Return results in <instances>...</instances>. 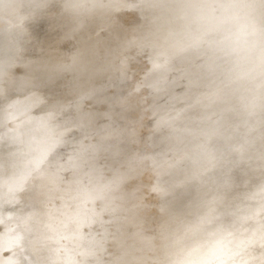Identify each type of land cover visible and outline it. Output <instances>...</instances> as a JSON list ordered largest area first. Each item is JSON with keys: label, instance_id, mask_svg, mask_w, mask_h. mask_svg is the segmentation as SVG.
I'll return each mask as SVG.
<instances>
[{"label": "rangeland", "instance_id": "1", "mask_svg": "<svg viewBox=\"0 0 264 264\" xmlns=\"http://www.w3.org/2000/svg\"><path fill=\"white\" fill-rule=\"evenodd\" d=\"M17 1L18 4L22 3L23 5L20 10L22 8L24 12L27 11V14H32L33 16H31L36 20L41 19L48 12L52 15L35 29H30L27 22L21 19L10 23L0 19V80L11 72L12 76L17 78L29 73L34 79L39 78L41 81L39 85H31L30 96H26L25 93L20 96L8 95L4 98V100H8V103H0L4 106L7 105V110L0 112V173L3 175L9 169L8 166H3L4 160L7 158L9 149H13L11 146L13 141L17 142L18 139L24 138L25 130L34 131L35 136L27 137L33 142H31L32 144L28 143L30 148L27 152L26 150H23L24 153L21 151L22 155L25 154L24 157L21 155L22 161L30 150L38 153L40 148L49 149L51 155L45 157L46 159L40 157L35 161L27 162L28 164L25 162L26 158L24 163L30 168H34L33 171L29 168L32 176L27 183L25 182L26 188H23V191L17 195L13 188L7 190L3 187L6 190L0 189V203L17 205L21 208L14 220L17 227L26 223L28 218L34 214L31 209L36 208L38 210L36 213L39 212V214L52 213L55 206L60 203L58 198L61 192L66 193L69 198L68 202L62 204L61 213H77L81 218L86 215L88 217L89 213L96 214L94 218L89 216L90 219L87 220L86 226L72 224L68 228L69 237H65L64 233L56 235L54 239L49 240L51 243L45 242L43 248L37 246L35 250L23 253L22 258L30 257V262L25 264H47L50 261L52 262L48 264H97V252L92 255L91 260L88 259L85 255L86 251L80 248L81 241H78V237L83 233H98L105 221H107V228L100 233L109 235L110 238L108 237L107 241L109 244L105 245L106 254L104 257L113 256L118 259L116 264H130L122 259L124 255L126 256L125 253L134 249L135 246L137 248L135 264H260L261 259L264 260V98L261 101L263 104L260 103L262 107L260 105L258 108L256 104L264 96H260L258 100L255 97L259 96L257 92L260 91L258 90H261L260 95L264 93V86H261L264 85V60H262L264 46L261 47L264 45L262 40L264 38L261 39L258 46L255 44V54L261 53L263 56L261 54L253 56L254 65L251 60L249 68L244 73L233 77L235 78L234 82L230 78L232 85L227 78L228 82L222 77L221 80L224 79V83H222L219 78L215 77L220 80H213V87L215 85L219 90L217 92L216 88L210 87L205 83V80L202 82L197 78L198 83L195 81L197 84L194 83L196 77H192L191 81L188 80L187 77L190 78V76H186L187 74L184 73V65L179 64L182 69L177 68L178 65L174 68L169 67L165 65V62L161 64L156 60L157 53L153 55L147 53L148 46L151 45L148 44L150 38L147 37V31L159 14L154 12L149 15V11L145 13L144 9L145 6H150L151 2L153 5L158 0H31L42 3L31 12H28V0ZM223 3H217L210 8H214L215 15H217L212 17L210 23L214 27L225 23L236 12V6L229 7L228 4ZM73 16H78L75 24H72ZM102 16L106 17L105 24L97 26L96 19L100 20ZM89 18L94 20L91 23H86ZM250 20L246 16L243 17V26ZM142 25H145V29ZM124 29L126 33L124 32L123 35ZM122 41H126V46L132 44L133 47L128 46L129 48L124 49L125 46L122 47V45L125 44ZM144 42L145 44H143ZM257 47L262 49L260 48L258 51ZM260 56H262L261 60H256ZM36 59L41 61L36 63L37 65L35 62H33L35 65H31L32 60ZM26 63L27 65L29 63L28 66L31 65V67L26 66ZM185 68H187L186 65ZM256 68V72L252 71ZM238 79L241 81L237 82ZM187 80L188 82H185ZM192 81L196 85L201 82L206 89L200 88L201 84L198 86L200 89L194 88L190 84ZM215 81L216 84L221 82L224 87L220 83L217 87ZM187 83L194 88L190 86L193 96ZM220 85L221 87H219ZM170 87L176 89L168 91ZM253 87L255 89L259 87V89L254 91ZM181 88L182 90L179 92L178 90ZM210 88L214 89L213 92H210L212 91L209 90ZM223 88L225 92L223 97H220ZM195 89L206 90L208 93L210 92V95L206 91H198L201 94L197 93ZM226 89L228 91L233 89L230 91V95H227L229 93ZM238 89L240 93L237 91ZM247 90L252 94V97L249 92H245ZM177 91L180 93V95L178 93L179 96L177 95L179 98L182 95L181 99H183L185 95L189 98L185 97L187 101H193L192 104L188 102L190 105L198 101L203 102L202 107L206 104L207 108L203 109L206 112L201 111V106H197L200 105L199 102L195 105L200 109V112L207 113V115H202L203 118L200 116L202 113L199 112L198 115L199 109L194 108L195 105L186 104L185 98L183 102L186 103L182 104V100H178V97L174 96ZM241 91L244 93V97ZM165 92L174 94V98L176 97L179 102L175 100V103L174 98L170 99L169 94L166 95ZM184 92L185 94H182ZM194 92L197 95L205 93L203 97L200 96L203 100L197 99L198 96ZM211 93L215 98L211 96ZM214 93H220V95L217 94L219 97L217 98ZM236 93L238 95H235ZM254 93L256 94L253 95ZM232 94L233 99L239 95L242 97H239L240 100L237 98V102V99L233 100L228 97ZM33 96L45 98V101L41 100L42 103H39V106H35L38 105L37 100L32 104L33 109L45 110L43 114L36 113L38 115L34 116L30 115V112L24 111V113L23 108L21 110L17 108L21 105L16 100L24 101ZM205 96L206 99L207 96H211L212 102L210 98L206 102L211 104L208 105L213 109V113L211 109H208ZM253 96L258 102L254 101ZM166 97L170 101L166 100ZM246 97L250 99L246 100ZM219 98H224L227 101L219 100ZM228 98L232 100L229 101ZM241 98L246 101L243 99L245 101L243 102ZM219 101L226 102L220 103L226 106L223 105L221 111ZM239 101H242V104ZM247 101L249 106L246 104ZM46 102H48L47 107ZM119 102L122 103L121 106H117ZM165 102L169 107L164 110L169 112V115L163 110L166 108ZM230 102H233L235 106L236 103L238 106L241 104L240 111L237 108L232 109ZM251 102L256 103L255 106ZM27 103L29 102L25 101L24 104L27 105ZM115 103L117 104L114 105ZM180 103L182 106L185 104L183 108L187 105L186 110H183L182 107L176 108L175 104L180 106ZM212 103L220 107L215 105L216 110H214ZM42 105H44V109H42ZM227 105L231 110L226 109ZM27 106L31 108V105ZM253 106L257 108L254 109ZM114 107H117L116 112L112 110ZM247 107L248 109H246ZM187 108L189 110L196 109L197 113L195 110L191 113ZM224 109L231 111L232 114ZM16 110L18 113H15ZM175 110L180 111L181 114L185 111L186 116L183 114L185 117L181 120L182 115ZM13 111L14 113H10ZM163 112L167 115H165L166 117ZM210 112L213 116L216 115L217 123L215 121V125H213L215 120L213 117L214 120L210 116L205 117L209 114L212 115ZM215 112L216 114H214ZM195 114L196 116H194ZM218 114L221 117L223 115L224 118L221 119L220 115L217 116ZM245 114H248L250 119ZM256 114L258 117L261 115V119L257 118ZM160 115L164 118H160ZM253 116L255 117L254 122ZM167 117H171V121L168 118L164 123L165 120H162ZM189 117L193 118H191L192 121L189 120ZM217 117L222 121H218ZM110 119V122L115 124L111 123V125L116 126L115 130L108 122ZM200 119L212 121L205 123L199 121ZM183 120L187 125L191 122L192 126L194 124L198 127L199 124L203 127L205 126L203 123L206 126L211 123L207 129L209 127V129L217 130L211 129L210 135L212 136H210L211 130H207L206 127L202 129L200 126L199 128L206 129V132L202 133L200 130L201 134H199L198 127H194L197 130L191 129V123L190 126H187ZM221 122L222 124H220ZM244 122H246L245 125L248 124L245 126ZM160 123H162L161 126ZM51 124L56 125L55 131L50 130ZM217 124L221 125L222 134L218 132ZM104 125L106 133L103 132ZM179 125L181 128L178 127ZM109 127L113 132H107ZM185 127L187 131L191 132L192 130V134L193 130H196L198 133H194L201 137L197 138L195 134L192 135L188 133L189 131H184ZM101 128L102 130H100ZM164 130L168 133H165ZM183 131L186 133H184L185 136L188 133L189 139L191 135L194 138L191 136L189 140L186 139L188 136L186 138L183 136L185 141L183 142L181 139ZM156 132L157 134L161 132L162 137L163 134H167V136L159 139L160 134L157 136ZM223 134L224 136H222ZM20 135L22 136L20 137ZM59 143L62 146L58 150L55 145ZM209 143L212 145L208 146ZM51 147L56 148L53 151ZM77 153L86 158L79 154V156L75 155ZM105 154L106 158H104ZM167 155L170 158H167ZM76 156L79 157L77 161L74 159L77 158ZM164 157L168 159L167 162H162ZM48 161L54 163L52 167L46 166ZM73 161H79L80 164L74 165ZM97 164L100 166H96ZM94 165L96 169H93ZM23 166L26 167L25 164ZM61 168L63 181L58 184L56 177L60 175L57 172ZM99 168H101L100 171H98ZM163 168L169 169L168 172H164ZM118 170L120 176L116 175ZM159 171L163 174H160ZM89 172L92 175H88ZM175 173H178L177 176ZM74 177L76 180L73 182ZM194 190L198 191L199 200L198 198L190 199L189 191ZM175 191L176 193H174ZM191 200L198 201L200 205L195 207L194 211H191ZM175 207L176 209H174ZM112 210H116V213L110 214ZM86 217L84 218L86 219ZM54 221H59V217L54 218ZM186 228H189V232L184 235L186 238H190L177 244L178 239L175 232L178 230L180 232L182 229L187 231ZM44 231V228L40 230L42 233ZM181 236L183 238V234ZM119 237L120 239L127 238L124 245L122 244L123 247L116 249L115 242ZM66 238H71L69 244ZM61 242H64L65 245L61 246ZM171 243L175 246L173 247ZM139 245L141 246L139 247ZM51 249L57 253L53 256L54 259L50 258L48 262L41 260L39 263L36 257H43V253ZM185 250L192 251L191 254H197L198 257L194 260L192 255L185 258ZM32 255L36 256L35 261H32ZM232 255H236V260ZM6 256L5 251L0 252V264H4ZM229 256H232V260Z\"/></svg>", "mask_w": 264, "mask_h": 264}, {"label": "bare ground", "instance_id": "2", "mask_svg": "<svg viewBox=\"0 0 264 264\" xmlns=\"http://www.w3.org/2000/svg\"><path fill=\"white\" fill-rule=\"evenodd\" d=\"M156 1V0H155ZM154 1V2H155ZM18 1L17 0H0V19H2V21H6V23L8 22V23H10V22H15L16 20H18V19H21L22 21H25V22H27L26 24L27 25H29V27H30V29H35V28H38L39 26H40V24H42L43 22H44V20H46V19H48L49 18V16H51L52 14H50V12H48L47 14L45 13V15H44V17H42L41 19H38V20H36V19H34L29 13L27 14L26 12L27 11H23L22 10V8H21V10H20V7H22L23 5H22V3L20 4H18L17 3ZM220 2H224L223 4H228L229 5V7H235L236 6V9H235V14L232 16V18H230V19H228L225 23H222V24H218V25H215L216 27H214V25L212 26V25H210V23L212 22V17L215 15V12H214V8H212V9H210L213 5H216L217 3H220ZM151 3H153V2H151ZM151 3H150V6H145V9H144V11H145V13L146 12H148V14L149 15H152L154 12H156V13H158L159 14V16L156 18V19H154L153 20V23L150 25V27H149V30L147 31V37H149L150 38V40H149V42L150 43H148V44H151V45H149L148 46V52L147 53H149V54H151V55H153L154 53L156 54V60L158 61V62H161V64H162V62H165V65H167V66H169V67H173L174 68V66L176 67L177 65V68L178 67H180L181 68V66H179V64L181 65L182 64V66H183V70H184V73L185 74H187L186 76H190V78L189 77H187L188 78V80H190L192 77H196L195 79H194V83H198V79L199 80H205L206 82L205 83H207L210 87H213V84H214V79H217V78H219L220 80H221V78L223 77L225 80H226V78L229 80V83H231L232 81H230V78H232L231 80H233V79H235V78H233V77H237V75L238 74H242V73H244L248 68H249V66H250V62H251V60L253 59V56H255L256 54H255V51H256V45L258 46V44H259V42L261 43V39L262 38H264V0H158L157 1V3H154L153 5H151ZM42 3H41V1H38V2H32L31 0H28V12L30 11H33V10H35L36 8H38V6H40ZM149 4V3H148ZM222 4V3H221ZM218 6V5H217ZM149 7H151V8H149ZM151 9V10H150ZM5 11V12H4ZM78 12V11H77ZM76 14V13H75ZM2 15H4V16H2ZM77 15V14H76ZM146 15V14H145ZM2 16V17H1ZM215 16H217V15H215ZM248 17V18H250L251 20L246 24V25H244L243 26V23H242V20H243V17ZM74 18H72L73 20H72V24H75V20H77V17L78 16H73ZM129 18V17H128ZM247 19V18H246ZM88 20V22L86 21V23H91L92 22V20H94V19H87ZM105 20H106V17H104V16H102V19H96V25L97 26H100V25H102V24H105ZM128 20V19H127ZM36 21V22H35ZM144 21V20H143ZM221 23V22H220ZM126 25V24H125ZM133 25V24H132ZM139 25V24H138ZM137 26V25H136ZM140 26V25H139ZM143 26V28H144V26L145 25H142ZM102 27H104V26H102ZM124 27V26H123ZM110 28V27H109ZM120 28V27H119ZM137 28V27H136ZM117 28H115V30H116ZM122 29V28H121ZM145 29V28H144ZM118 30V29H117ZM142 30V29H141ZM120 31V30H119ZM123 31V30H122ZM122 31H120V32H122ZM128 31V30H127ZM124 32H125V29H124V31H123V35H124ZM126 33V32H125ZM139 33H142V32H139ZM126 35V34H125ZM127 35H128V33H127ZM133 36V35H132ZM127 37V36H126ZM125 38V37H124ZM263 40V42H264V39H262ZM123 41H124V39H123ZM122 41V42H123ZM140 41V40H139ZM142 41V40H141ZM126 42V41H125ZM125 42H123L124 44H125ZM128 42V41H127ZM133 42V41H132ZM143 42V41H142ZM262 42V43H263ZM129 43V42H128ZM139 43H141V42H139ZM138 44V43H137ZM143 44H145V42L143 43ZM256 44V45H255ZM264 44V43H263ZM134 45V44H133ZM140 45V44H139ZM87 47H90L89 45H86ZM123 46H125V47H123ZM128 46H130V47H133L132 46V44L131 45H129L128 44ZM128 46H126V44L125 45H122V47L125 49L126 47H128ZM136 46V45H135ZM260 46V45H259ZM264 45H262L261 47H263ZM121 47V48H122ZM260 47V48H261ZM129 48V47H128ZM137 48V47H136ZM135 48V49H136ZM257 48H259V47H257ZM260 48L258 49V51L260 50ZM134 49V48H133ZM162 49V50H161ZM262 49V48H261ZM264 49V48H263ZM114 51V50H113ZM117 52H119L118 50H116ZM133 51V50H132ZM131 51V52H132ZM138 52V50H135V52ZM263 51V50H262ZM262 51H260V52H262ZM125 52H127L126 50H125ZM129 52H130V50H129ZM118 54V53H117ZM133 54H134V51H133ZM132 54V55H133ZM259 54H261V53H259ZM259 54H257L258 56H259ZM115 55V54H114ZM262 56H263V54H261ZM262 56H260V58H256V60H261V58H262ZM256 57V56H255ZM134 59V58H133ZM255 59V58H254ZM153 60V59H152ZM259 60V61H260ZM262 60H264V57H263V59ZM41 60L40 59H36V60H32V64L31 65H35L36 63L38 64L39 62H40ZM33 62H35V64H33ZM30 63V62H29ZM29 63H28V65H29ZM252 65H254L253 63H255L253 60H252ZM264 63V62H263ZM36 64V65H37ZM261 64H262V62H261ZM27 65V63H26V66H28ZM31 65L30 66H28V67H31ZM185 65L187 66V68H185L184 69V67H185ZM189 66V67H188ZM259 66H260V64H259ZM27 67V69H29ZM258 67V66H257ZM85 68V67H84ZM45 69V68H44ZM43 69V70H44ZM182 69V68H181ZM254 69V68H253ZM252 69V71H257V68L255 69V70H253ZM259 70V69H258ZM153 71V70H152ZM155 71V70H154ZM155 72H157V71H155ZM154 72V73H155ZM259 73H260V71H259ZM247 74V73H246ZM242 76H245V75H242ZM215 77H217V78H215ZM247 77V76H246ZM198 78V79H197ZM255 78V77H254ZM224 79H222L221 81H222V83H224L223 81H224ZM244 79V78H243ZM184 80H185V78H184ZM188 80L187 81H185V82H188ZM192 80V79H191ZM190 80V81H191ZM218 80V79H217ZM216 80V81H217ZM220 80H218V81H220ZM237 80V79H236ZM258 80V79H257ZM189 81V82H190ZM196 81V82H195ZM216 81H215V84H216ZM227 81V80H226ZM225 81V82H226ZM241 80L240 79H238V81L237 82H240ZM253 81V80H252ZM260 81H261V79H260ZM40 79L38 78V79H34V77L33 76H31L29 73H26V74H24V75H22L20 78H17V77H14V76H12V74H11V72H9L8 74H6V76L4 77V78H2L1 80H0V84H3L4 86H2V85H0V103L2 102V103H8V100H4V98H5V96H8V95H14V96H20V95H22V94H26V96H30V94H31V92H29V89H31L32 88V84H36V85H39L40 84ZM203 82V81H202ZM228 82V81H227ZM233 82H234V80H233ZM236 82V81H235ZM236 82V83H237ZM193 83V81L190 83V84H192L193 85V87L194 88H199L198 86L201 84V86H202V83L201 82H199V85H196V84H194ZM220 84H221V82H219ZM219 83H217L216 84V86L218 87V85H219ZM250 83V82H249ZM252 83V82H251ZM261 83H263V81H261ZM260 83V84H261ZM184 82H183V86H184ZM188 84V86H189V89L191 90V88H193L191 85H189V83H187ZM211 84H212V86H211ZM228 84V83H227ZM227 84H224V85H226L227 86ZM256 84H257V82H256ZM264 84V83H263ZM171 85V84H170ZM195 85V86H194ZM222 85V87H224L223 86V84H221ZM221 85L219 86V87H221ZM230 85H232V83L230 84ZM254 85V84H253ZM258 85V84H257ZM256 85V86H257ZM172 86V85H171ZM190 86H191V88H190ZM197 86V87H196ZM208 86V87H209ZM229 86V85H228ZM240 86V85H239ZM238 86V87H239ZM245 86V85H244ZM255 86V87H256ZM260 86V85H259ZM261 86H264V85H261ZM15 87V88H14ZM175 87V86H174ZM173 87V88H174ZM185 87H187V86H185ZM208 87H207V89H208ZM255 87H253L254 89H255ZM169 88L170 90H168V91H171V89L174 91L176 88ZM193 88V89H194ZM200 88H203V89H206V87H205V85H203L202 87H200ZM199 88V89H200ZM213 88H216L215 87V85H214V87ZM213 88H210L209 90H212V91H210V92H213ZM229 88H231V87H229ZM251 88H252V85H251ZM261 88V87H260ZM183 89H185V88H183ZM187 89H188V87H187ZM188 89V90H189ZM203 89H201V90H197V89H195V91H197V93H200V92H198V91H206V90H203ZM218 88H216L215 90H217ZM222 88H220V90H221ZM242 89V88H241ZM258 89H259V87H258ZM257 88L254 90V91H256V90H258ZM86 90V89H85ZM182 90V88L180 89V90H178L179 92ZM187 90V91H188ZM225 89L223 88V92H220V93H222L221 94V96L220 97H223V93L225 92L224 91ZM231 90H233V89H231ZM231 90H229L228 91V89H226V91L229 93V94H227V95H230L231 93H230V91ZM31 91V90H30ZM167 91V92H168ZM177 91V94H173L174 96H177L178 95V92ZM183 91H185V90H183ZM193 90H191V92H192ZM219 90H217V92H218ZM222 91V90H221ZM239 93H240V91H239V89L237 90ZM253 91V92H254ZM258 91H260V92H257V94L259 93V96L258 97H255V96H253V99H254V97L255 98H257V100L259 99V97L260 96H264V93H262L263 95H260L261 94V90H258ZM87 92V91H86ZM97 92V91H96ZM186 92V91H185ZM185 92L184 93H182V94H185ZM189 92V91H188ZM187 92V93H188ZM207 93H208V91H206ZM209 92V93H210ZM236 92V91H235ZM242 92V91H241ZM246 93L247 92H249V90H247V91H245ZM264 92V91H263ZM175 93H176V91H175ZM186 93V94H187ZM207 93H206V95H207ZM208 93V95H210ZM215 93H216V91H215ZM214 93V94H215ZM220 93H217V94H219L220 95ZM250 93V92H249ZM164 94H166V92L164 93ZM169 94V97H170V99H172V98H174V96L171 94V92L170 93H167L166 95H168ZM189 95H190V93H188ZM187 94V95H188ZM194 94H196L195 92H194ZM201 94V93H200ZM200 94H196L198 97H197V99L199 98V100L201 99V97H203V95H205V93H203V95H200ZM212 95L211 96H213V93H211ZM217 94H215L216 95V97H217ZM226 94H224V95H226ZM234 94V93H233ZM233 94H232V96H228L229 98L231 97H233ZM243 92H242V96H243ZM256 93H254L253 95H255ZM173 96V97H171V96ZM179 95H180V93H179ZM178 95V96H179ZM195 95V96H196ZM235 95H238L237 93L235 94ZM250 95H251V97H252V94L250 93ZM177 96V97H178ZM192 96H193V92H192ZM192 96H190L191 98H192ZM201 96V97H200ZM211 96H207V99L208 98H210ZM241 95H239L238 97L237 96H235L236 98H234L235 100L238 98L239 100H240V98L239 97H242ZM249 96V95H248ZM257 96V95H256ZM184 98L185 97H187L188 98V96H183ZM214 97V96H213ZM219 97V96H218ZM217 97V98H218ZM227 97V96H226ZM244 97V96H243ZM168 97H166V100H169V99H167ZM176 98V97H175ZM173 99L174 101L176 100V101H178V100H182V104L183 103H186V102H183V99H181L182 98V95H181V97L179 98L178 97V100H177V98L176 99ZM187 98H185V100L187 99ZM195 98V97H194ZM215 98V97H214ZM216 98V99H217ZM224 98H225V96H224ZM221 99V98H219V100L221 99V100H226V99ZM228 98V99H229ZM249 98V97H248ZM247 97H246V100L248 99ZM263 98L264 97H261V100H260V102L258 103V104H256V103H253L254 101L256 102L257 100H255L254 99V101L253 102H251V103H253L254 104V106H255V104L257 105V107L259 108L260 107V105L261 104H263ZM38 99H40V100H38ZM189 99V98H188ZM197 99H195V100H197ZM206 99V96H205V102L206 101H208ZM213 99V98H212ZM233 99V98H232ZM231 99V100H232ZM233 99V100H234ZM238 99H237V102H238ZM242 99V98H241ZM244 99V98H243ZM243 99H242V101H243ZM250 99V98H249ZM35 100H37L38 102V105H35V106H39V103L41 104L43 101H45V98H39L38 96H33L32 98L30 97L29 99H27V100H16L17 101V103L18 104H20L21 106H18L17 108L18 109H24L23 110V112L25 111V112H30V115H38V114H36V113H44L45 112V110H36V109H33L32 108V104H34V101ZM41 100H42V102H41ZM172 100V101H173ZM184 100V101H185ZM191 100V99H190ZM192 100H194V99H192ZM201 100H203V98L201 99ZM215 100V99H214ZM213 100V101H214ZM230 99H229V101H231ZM245 100V99H244ZM245 100V101H246ZM15 101V102H16ZM25 101L26 102H29V103H27V105H31V108H28L29 106H27V105H25L24 103H25ZM170 101V100H169ZM176 101H175V103H176ZM187 101V100H186ZM198 101V100H197ZM210 101L212 102V100H211V98H210ZM217 102H218V100H216ZM227 101V100H226ZM228 101V102H229ZM242 101H239L240 103L242 102ZM245 101H243V102H245ZM250 101H252V100H250ZM261 101H263L262 103H261ZM36 102V101H35ZM112 102V101H111ZM115 102H117L118 103V101H115ZM167 103H169L168 101H166ZM166 102H165V107L166 108H163V110L164 109H168V107L169 106H167L166 105ZM179 102V101H178ZM188 102H191V101H187V103L186 104H189ZM199 102V101H198ZM198 102H195V104H198ZM210 102V103H211ZM216 102V103H217ZM222 102V101H221ZM220 101H219V105L221 106V108H219L218 106H217V104H215L219 109H220V111H221V109H222V106L224 105V104H220L221 103ZM234 103H235V101H233ZM233 102H230V103H232L233 104ZM258 102V101H257ZM47 103L48 102H46L45 103V105H46V107H47ZM117 103H115L114 105H116ZM174 103V102H173ZM193 103V101L190 103V104H192ZM202 101H200L199 102V104L200 105H197V106H201L202 105ZM207 103V102H206ZM215 103V102H214ZM222 103H226V102H222ZM261 103V104H260ZM113 104V103H112ZM122 105V103H120L119 102V105H117V106H121ZM182 104L180 103V106H178V105H176L175 104V106H177L176 108H180V107H182L183 108V106L185 105H183L182 106ZM189 104V105H190ZM195 104H193V105H190V106H194ZM209 103H207V106L209 107V105H211V104H209ZM230 104V106H232V109L233 108H237V110L240 108V107H242L241 106V104H240V106H238V103H236V106L233 104ZM247 106H249V102L247 101ZM170 105V104H169ZM213 103H212V107H213ZM214 105V110H216L215 108H216V106ZM252 105V104H251ZM250 105V106H251ZM44 105H42V109H44V107H43ZM187 106V105H186ZM185 106V107H186ZM196 105H195V107L194 108H196L197 107ZM205 106H206V104H205ZM205 106H201L202 107V110L201 111H205V110H203V109H206L207 107H205ZM225 106V105H224ZM228 106V105H227ZM234 106V107H233ZM253 106V107H254ZM19 107H21V108H19ZM26 109H25V108ZM163 107V106H162ZM173 107V106H172ZM183 108V110H186V108ZM226 107V106H225ZM252 107V106H251ZM251 107H250V109H251ZM257 107H254V109L255 108H257ZM261 107H262V105H261ZM115 108V107H114ZM112 109V110H116V108L115 109ZM118 108H120V107H118ZM171 108V107H170ZM175 108V107H174ZM191 108V107H190ZM193 108V107H192ZM7 110V105L6 106H4V105H2V104H0V112L1 111H4V110ZM17 109V110H18ZM33 109V110H32ZM188 109V108H187ZM197 109H199L198 107H197ZM208 109H211L212 110V113L214 112L213 111V109L212 108H208ZM218 109V110H219ZM226 109H229V110H231V108L228 106ZM235 109L233 110L234 111V113H235ZM246 109H248V107L246 108ZM5 110V111H6ZM15 111V113H18V111ZM27 110V111H26ZM119 110V109H118ZM182 110V109H181ZM189 110V109H188ZM193 110H195L196 111V109H193ZM193 110H189V111H191V113H192V111ZM218 110H217V113H218ZM225 110V109H224ZM223 110V111H224ZM229 110H225V111H229ZM257 110V109H256ZM165 111V110H164ZM169 111V110H168ZM176 111V110H175ZM179 111V110H178ZM195 111H194V113H195ZM239 111H240V109H239ZM24 112V113H25ZM52 112H55V111H52ZM116 112V111H115ZM166 112V111H165ZM177 112V111H176ZM185 112V111H184ZM184 112H182L183 114H184ZM199 112H200V109H199V111H198V115H199ZM206 112V111H205ZM238 112V111H237ZM250 112V110L248 111V113ZM254 112V111H253ZM256 112V111H255ZM10 113H14V111L13 112H10ZM23 113V114H24ZM164 113V112H163ZM162 113V114H163ZM166 113H168V115L170 114L169 112H166ZM177 113H180V111L179 112H177ZM196 113H197V111H196ZM200 113H202V112H200ZM208 113H209V111H208ZM211 113V112H210ZM211 113V114H212ZM220 113V112H219ZM224 113H226V112H224ZM228 113H231V111H229ZM239 113V112H238ZM242 113H243V111H242ZM27 114V113H26ZM112 114V113H111ZM110 114V115H111ZM173 114V113H172ZM171 114V116H173ZM181 114V113H180ZM183 114H181L182 115V117H181V120L183 119V117H185ZM214 114H216V112L214 113ZM232 114V113H231ZM237 114V113H236ZM236 114H234V115H236ZM262 114V113H261ZM113 115V114H112ZM111 115V116H112ZM164 116L166 115L165 113L163 114ZM179 115V114H178ZM181 115H179V116H181ZM193 115V114H192ZM197 115V116H198ZM202 115H207V113L206 114H201L200 116L202 117ZM219 115L220 114H218L217 116L219 117ZM227 115V114H226ZM239 115V114H238ZM246 115V114H245ZM260 115V114H259ZM28 116V115H27ZM164 116H161L160 115V118L161 117H163L164 118ZM167 116V115H166ZM165 116V117H166ZM189 116H191V115H189ZM194 116H196V114L194 115ZM194 116H193V118H194ZM213 117L214 119H215V117H216V115L215 116H213V114L212 115H208V116H205V117ZM229 116H231L230 114H229ZM246 116H248V114L246 115ZM252 116V115H251ZM114 117V116H113ZM199 117V116H198ZM197 117V119H199ZM217 117V118H218ZM232 117V116H231ZM256 117L257 118H260L261 117V115H260V117H258V114H256ZM112 118V117H111ZM162 118V119H163ZM169 117H167V118H165V119H163L162 121H164V123L166 122V119H168ZM192 117H189V120L191 119ZM192 118V119H193ZM196 118V117H195ZM203 118V117H202ZM210 118V119H211ZM212 118V120H214ZM220 118L222 119V118H224V116L222 115V117H221V115H220ZM226 118V117H225ZM247 118H249V116L247 117ZM246 118V119H247ZM252 118V117H251ZM171 119V117L169 118V120ZM172 119H173V117H172ZM185 120H188V119H186V118H184ZM192 119L190 120V121H192ZM220 119V120H221ZM227 119V118H226ZM225 119V120H226ZM229 119V118H228ZM234 119V118H233ZM250 119V118H249ZM253 122L255 121V117L253 116ZM261 119V118H260ZM113 120V119H112ZM179 120H180V117H179ZM185 120H183V122H184V124L185 125H187V123H185ZM194 120H196V119H194ZM193 120V121H194ZM203 120V119H202ZM201 119L199 120V121H202ZM208 119H206L205 121H202V122H205L206 123V121H207ZM211 120V121H212ZM218 121H220L219 120V118L217 119ZM225 120H223V121H225ZM111 121V119L108 121V122H110ZM160 121H161V119H160ZM161 121V122H162ZM171 121V120H170ZM197 121V120H196ZM195 121V122H196ZM210 121V120H209ZM209 121H207V123H209ZM210 121V122H211ZM215 121H216V119L214 120V124L213 125H215ZM222 121V120H221ZM245 121V120H244ZM249 121V120H248ZM257 121H259L258 119H257ZM262 121V120H261ZM260 121V122H261ZM113 122H115V121H113ZM187 122H189V121H187ZM195 122H193V123H195ZM202 122H200L201 124H202ZM243 122V121H242ZM252 122V123H253ZM111 123L112 122H110V125H111ZM153 123H155V122H153ZM163 123V122H162ZM162 123H160V126H161V124ZM191 123V122H190ZM190 123H188V125L190 124ZM205 123H203V125H205V126H201L200 124H199V127L201 126V128L203 129V128H205L206 127V129H207V126L209 125L210 126V124H208L207 126H206V124ZM216 123H217V121H216ZM245 123L246 122H244V125H245ZM109 124V123H108ZM114 123H112V125H113ZM157 124V123H156ZM155 124V125H156ZM175 124V123H174ZM173 124V125H174ZM179 124V123H178ZM220 124H222V122L220 123ZM219 124V125H220ZM248 124V123H247ZM246 124V125H247ZM261 124V123H260ZM111 125V128H114V130H115V128H116V126L115 127H113ZM115 125V124H114ZM151 125H152V123H151ZM164 125H166V124H164ZM181 125H182V123H181ZM185 125H183V126H185ZM187 125V126H188ZM191 125V129H193L196 125H194L193 124V126H192V123L190 124ZM189 125V126H190ZM198 125V124H197ZM218 125V124H217ZM218 125V127H219V129H218V132L219 133H221L222 134V127H221V125L219 126ZM245 125V126H246ZM172 126V125H171ZM175 126H177L176 124H175ZM182 126V127H183ZM186 126V127H187ZM244 126V127H245ZM50 127V130L51 131H55L54 129H56V125H50L49 126ZM103 127V126H102ZM159 127V126H158ZM164 127V126H163ZM170 127V126H169ZM179 128H181L180 127V125L178 126ZM184 128V131H187L186 129L188 128L189 129V127H187V128ZM196 127H198V126H196ZM197 128V129H199V131L201 130L200 128ZM211 127H213V126H211ZM221 127V128H220ZM243 127V128H244ZM104 128H105V125H104V127H103V132H105L106 131V129H105V131H104ZM108 129V128H107ZM161 129V128H160ZM194 129H196V128H194ZM196 129V130H197ZM206 129L205 130H201L202 131V133H203V131H205L206 132ZM208 129H209V127H208ZM207 129V130H208ZM212 128H210L209 130H211ZM215 129V128H214ZM220 129H221V132H220ZM32 130H34V129H32ZM100 130H102V128L100 129ZM155 130V129H154ZM159 130V129H158ZM190 130V129H189ZM188 130V131H189ZM196 130H193L196 134L198 133ZM213 130V129H212ZM212 130H211V132H209V135H210V133H212ZM217 130V129H216ZM216 130H213V131H216ZM113 132V130L111 131L110 130V127H109V129L107 130V132ZM160 131V130H159ZM162 131H163V129H162ZM161 131V132H162ZM165 131V130H164ZM177 131V130H176ZM183 131V133L181 134L182 135V138H181V135H180V138L183 140L184 139V137L183 136H185V132ZM187 131V132H188ZM201 131H200V133L199 134H201ZM31 132H33V134H31ZM28 131V130H25L24 132H23V137L24 138H20V139H18L17 140V142H15V141H13V145H11L12 147H13V149H9V153L7 154V158H5V160H4V163L5 164H3V166H5V167H9V169H7V171L5 172V174H3V175H1V173H0V189L1 190H10L11 188H13V190L17 193V195H18V193H20V192H22L23 191V188H26V184H25V182L27 183L30 179H31V176H32V172H31V170L30 169H32V171H33V167H29V165L27 166V164L29 163V162H32V161H35L36 159H38V158H40V157H42V158H45V157H49L50 155H51V153H50V151H49V149L47 150V149H45L44 150V148L42 149V148H40L39 150H38V153H36V152H31V150H30V152L28 153V155L25 157V159H26V161H25V159H24V161L27 163H24V161H22L21 160V158L22 157H24V155L25 154H23L22 155V152L21 151H23V150H26V152L29 150V148L30 147H28L29 146V144L28 143H31V142H33V141H31V140H28V139H30V138H27L28 136H31V137H34L35 136V133H34V131ZM90 132V131H89ZM158 132V131H157ZM157 132H156V135L158 136L161 132H159V134H157ZM181 132V131H180ZM179 132V133H180ZM191 132H192V130H191ZM190 131L188 132V133H190V134H192ZM193 132V134H195ZM207 132V133H208ZM106 133V132H105ZM155 133V132H154ZM162 133H164V132H162ZM165 133H168V132H166L165 131ZM185 133V134H184ZM188 133H187V136H188ZM207 133H205V134H207ZM54 134V133H53ZM110 134H112V133H110ZM192 134V135H193ZM195 134V136L198 138V136H200L201 137V135H196ZM215 134H217V133H215ZM191 135V136H192ZM214 135V134H213ZM219 135V134H218ZM253 135H254V133H253ZM22 135H20V137H21ZM43 136V135H42ZM164 136H167V134H163V137ZM172 136V135H171ZM187 136H185V138L187 137ZM191 136H190V139H191ZM203 136V135H202ZM210 136H212V135H210ZM222 136H224V134L222 135ZM160 137H162V134H160V136H159V139H160ZM162 137V138H163ZM193 138H194V136H192ZM195 137V138H196ZM214 137V136H213ZM213 137H211V138H213ZM221 137V136H220ZM219 137V138H220ZM158 138V137H157ZM161 138V139H162ZM192 138V139H193ZM165 139H166V137H165ZM167 139H168V137H167ZM176 139V138H175ZM186 139H189V136H188V138H186ZM189 139V140H190ZM200 139V138H199ZM198 139V140H199ZM214 139V138H213ZM34 140V139H33ZM180 140V139H179ZM182 140H180V141H182ZM195 140V139H194ZM209 140V139H208ZM219 140V139H218ZM183 142H185L184 140H183ZM186 142H187V140H186ZM188 142H190V141H188ZM199 142H201V140H199ZM225 142V141H224ZM179 143V142H178ZM177 143V144H178ZM182 143V142H181ZM32 144V143H31ZM185 144V143H184ZM183 144V145H184ZM8 145V144H7ZM206 145V144H205ZM210 145H212V143H209V145L208 146H210ZM57 148H58V150L60 149V147L62 146L61 145V143H59V144H57V145H55ZM34 147V144H33V146H32V148ZM55 147V148H56ZM178 147V146H177ZM31 148V149H32ZM55 148H52L51 147V149L54 151L55 150ZM203 148H205V146H203ZM213 148V147H212ZM202 149V148H201ZM10 150H12V151H10ZM46 150H47V152H46ZM194 150V149H193ZM214 150V149H213ZM212 150V151H213ZM35 151V150H34ZM156 151H157V149H156ZM220 151H221V149H220ZM11 152V153H10ZM20 152H21V154H20ZM25 151H23V153H24ZM209 152V151H208ZM4 153V152H3ZM6 154V153H5ZM79 153H77V154H75V155H77V156H79V155H81V154H79ZM21 155H22V157H21ZM46 155V156H45ZM76 156V157H77ZM82 156V155H81ZM105 156V157H104ZM103 157L104 158H106V154L104 155ZM83 157V156H82ZM83 158H86V157H83ZM103 158V159H104ZM167 158H170V156L169 155H167ZM166 157H164V160L162 161V162H167V159ZM46 159V158H45ZM76 161H77V159H79V157H77V158H74ZM81 159V158H80ZM101 159H102V156H101ZM183 159H184V157H183ZM44 160V159H43ZM74 160V161H75ZM185 160V159H184ZM38 161V160H37ZM73 161V162H74ZM175 161V160H174ZM216 162V161H215ZM36 163V162H35ZM26 165V167L25 166H23V165ZM31 164V163H30ZM37 164V163H36ZM53 164L54 163H51V162H46V166H50V167H52L53 166ZM79 165L80 164V162L78 161V162H74V165ZM94 164V163H93ZM162 164V163H161ZM174 164V163H173ZM86 165H88V164H86ZM90 165H92V164H90ZM99 164H97L96 166H98ZM89 166V165H88ZM87 166V167H88ZM95 165H94V167L93 166H91V167H93V169L96 167ZM100 166V165H99ZM98 166V167H99ZM187 166H188V164H187ZM168 167V166H167ZM166 167V168H167ZM30 168V169H29ZM170 169H171V166L169 167ZM60 169V168H59ZM96 169V168H95ZM100 169L101 168H99V170L98 171H100ZM164 169V168H163ZM162 169V172L164 171V172H168L167 170H169V169H164L163 170ZM49 170H52V169H50L49 168ZM174 170H175V167H174ZM58 171V170H57ZM56 171V172H57ZM158 171V170H157ZM178 171V170H177ZM63 170H62V168H61V170L60 171H58L57 173H59L60 175H56L57 177V183L59 184L60 182H62L63 181ZM88 172V171H87ZM118 172H119V170L117 171V173H116V175L118 174ZM160 172V174H163V173H161V171H159ZM159 172H157V173H159ZM74 173V172H73ZM98 173V172H97ZM96 173V174H97ZM101 173V172H100ZM122 173V172H121ZM85 174V173H84ZM87 174V173H86ZM91 173L89 172V174L88 175H90ZM178 174V173H177ZM177 174L175 173V175L177 176ZM87 175V176H88ZM92 175V174H91ZM95 175V174H94ZM119 176H120V173L118 174ZM115 176V175H114ZM76 177H74L73 178V182L76 180L75 179ZM113 178H115V177H113ZM29 179V180H28ZM99 179V178H98ZM2 187V188H1ZM3 187H5V188H3ZM59 187H60V185H59ZM13 190H11V191H13ZM9 192V194H10V191H8ZM178 192H180V191H178ZM184 192V191H183ZM182 192V193H183ZM186 192V191H185ZM46 193V192H45ZM174 193H176V191L174 192ZM198 194V195H197ZM7 195H8V193H7ZM21 195H23V194H21ZM176 195V194H175ZM178 195H180L179 193H178ZM183 195V194H182ZM182 195H181V198H182ZM189 195H190V199H194V198H198V200H199V193H198V191H196V190H194V191H189ZM15 196H16V194H15ZM15 196H13V197H15ZM59 201H60V203L58 204V205H56L55 206V208H54V210H53V212L52 213H50V214H39V212L38 213H36L38 210H36V208H34V209H31V211H33L34 212V214L32 215V216H30L29 218H28V220L26 221V223H24V224H22V226H20V227H17L16 225H15V222H14V220H15V217H16V215L18 214V212L20 211V207L19 206H17V205H7L6 203H0V252H2V251H5L6 253H7V256H6V259H5V262H4V264H25V263H27L28 261L30 262V260H29V258H26V256H24V258H22L23 257V253H25L26 251L28 252V250H35V248L37 247V246H39V248H43L44 247V243L45 242H49V243H51V241H49L51 238H55V236L56 235H59V234H62V233H64V236L65 237H69V231H68V228L72 225V224H75V226H86L87 225V220L88 219H90L89 218V216L90 217H92V218H94L95 216H96V214L93 212V213H89V216L88 217H86V216H84V217H86V219L84 218V217H80V216H78L79 214H77V213H69V214H67V213H61L62 212V204H64V202L66 203V202H68L69 201V198H67V195H66V193H63V192H61L60 194H59ZM12 197V199H14ZM176 197H177V195H176ZM8 198V197H7ZM62 198V199H61ZM175 200V199H174ZM180 201V200H179ZM53 202V201H52ZM58 202V201H57ZM178 203V202H177ZM177 203H176V205H177ZM191 203H192V205H191V211H194L196 208L195 207H197L199 204H198V201H193V200H191ZM66 206V205H65ZM200 206V205H199ZM38 207V206H37ZM194 207V208H193ZM201 208V207H200ZM174 209H176V207L174 208ZM173 209V210H174ZM179 210H180V208H179ZM198 210V209H197ZM172 211V210H171ZM177 211V210H176ZM201 212H202V208H201V210H200ZM170 212V211H169ZM201 212H199V213H201ZM87 213V212H86ZM113 214V213H116V210H112V211H110V214ZM172 214H174V213H172ZM56 215V216H55ZM110 216V215H109ZM58 218L59 217V221H54V218ZM61 217V218H60ZM84 218V219H83ZM77 221V222H76ZM29 226V227H28ZM90 227H91V225H90ZM42 228H44L45 229V231H44V233H42V232H40V230H42ZM106 228H107V221H105L102 225H101V227H100V230H99V232L98 233H95V234H92V233H90V234H82V235H80L79 237H78V241H81V249L83 250L84 249V251H86V256H87V258L88 259H90L91 260V257H92V255H94L96 252H97V260H96V262H97V264H116V261L118 260V259H116V258H114L113 256H106V257H104V255L106 254V247H105V245H107V244H109V243H107V241H108V239L110 238L109 237V235L108 236H106V235H103V233H100V231H102V230H106ZM186 230L187 231H185V230H181L180 232H179V230L178 231H176L175 232V234L177 235V239H178V243L177 244H179L180 242L181 243H183L185 240H187V238H190V237H187L186 238V236L184 235V233H187V232H189V228H186ZM183 232V233H182ZM140 234V233H139ZM183 234V238H182V235ZM188 234H190V233H188ZM181 236V237H180ZM109 237V238H108ZM121 237V236H120ZM120 237L117 239V241L115 242V244H116V249H120V248H122L123 246H122V244L125 242V240H126V238L127 237H124V239L122 238V239H120ZM52 239V240H53ZM67 240V243L69 244V242H70V239L69 238H66ZM140 241V240H139ZM174 241V240H173ZM61 246H64L65 245V243L64 242H61ZM124 245V244H123ZM129 245V244H128ZM171 245L174 247L175 245L174 244H172L171 243ZM141 245H139V247H140ZM147 246V245H146ZM136 247V246H135ZM134 247V249H131L130 251H128V252H126L125 254H126V256L124 255L123 257V259H122V261H124V262H130V264L132 263V264H135V261H136V254H137V248H135ZM46 248V247H45ZM142 249V248H141ZM144 249V248H143ZM44 250V249H43ZM40 252V251H39ZM45 252V251H44ZM99 252V253H98ZM41 253V252H40ZM128 253V254H127ZM191 253H193L192 251H189V250H185V254H184V257L185 258H189L191 255H192V258H193V260H194V258H196V257H198V255L196 254V255H194V254H191ZM57 253H56V251H52V249L50 250V251H47L46 253H43V257H36V256H34V255H32L31 256V258L33 259L32 261H35V257L37 258V260H39V263H40V261L41 260H45L44 262H48L49 260L48 259H54V257L53 256H55ZM124 254V253H123ZM148 254V253H147ZM122 255V254H121ZM233 257H234V260H236V255L234 256V255H232ZM232 256H229L230 258H231V260H232ZM53 257V258H52ZM181 257H182V255H181ZM143 258V257H142ZM145 258V257H144ZM141 259V258H140ZM248 259H250V257H248ZM196 260V259H195ZM121 261V262H122ZM141 261V260H140ZM263 259H261V263L260 264H262L263 263ZM28 262V263H29ZM50 262H52V261H50ZM50 262H48V263H50ZM137 262V261H136ZM47 263V264H48ZM123 263V262H122ZM125 264V263H124Z\"/></svg>", "mask_w": 264, "mask_h": 264}]
</instances>
